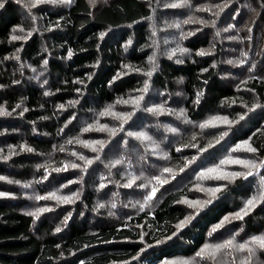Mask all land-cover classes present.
Listing matches in <instances>:
<instances>
[{"label":"trees","instance_id":"obj_1","mask_svg":"<svg viewBox=\"0 0 264 264\" xmlns=\"http://www.w3.org/2000/svg\"><path fill=\"white\" fill-rule=\"evenodd\" d=\"M27 2L5 0L0 8V105L10 113L0 115V154L8 155L9 145L16 146V155L0 160V176L21 181L16 184L0 180V191L13 194L0 197V264H161L165 259L195 258L204 243L219 242L232 235L242 242L264 233V202L242 220L230 217L229 222L212 232L225 216L238 211L257 192L264 168L231 182L198 181L196 177L202 166L218 163L229 154L241 159L264 158V0H232L219 16L214 15L218 9L212 6H223L226 0H190L182 7H165L176 0H97L94 6L88 0H72L70 4L40 3L31 9L24 6ZM199 7L210 10L200 11ZM189 16L193 21L184 24ZM200 20L215 21V25ZM176 22H180L179 29L169 26ZM57 23L59 27H50ZM230 23L235 28L225 31ZM33 27L36 31L28 39H10L12 35H26ZM102 31L106 34L100 38ZM229 36L240 39L230 40ZM177 44L189 51H177L169 58ZM210 48L206 55L197 54ZM153 52L157 67L147 77L145 72L151 67L148 57ZM16 54L19 60L14 58ZM239 59L245 64L227 63ZM205 68L208 70L202 72ZM145 79L149 90L142 106L166 102L165 106L176 113L186 109L193 123L184 122L176 114L154 116L141 108L115 137L109 138L103 131H81L95 121L116 126L117 119L112 115L101 117L99 112L110 104L115 112L131 111L130 104L116 101L138 95L136 90L143 87ZM197 92L202 93L198 104ZM253 103L261 107L249 112L244 104L250 108ZM17 104L21 106L17 108ZM61 104L63 108L58 107ZM244 112H248L244 120L233 125L219 143L214 141L218 137L216 129L199 128V123L212 115L235 118ZM164 125L179 131H166ZM219 129L225 130L226 126L220 125ZM129 130L148 131L170 159L153 155L150 146L134 138H127L129 143L125 145ZM77 137L106 140L100 160L87 170L69 167L53 171L66 163L83 164L73 152L96 155L81 144L66 143ZM249 138L259 149L257 153L243 149L231 152L235 144ZM209 142L213 143L211 148H207ZM188 143L196 147H183ZM21 144L33 151H21ZM200 147L206 151L198 153ZM140 155L145 156L143 161ZM121 156L126 158L124 163L106 167ZM193 156L196 160L188 168L177 171L175 179L159 187L148 207L143 211L138 204L132 207L142 202L146 193L135 184L123 186L128 172L139 175L143 171L151 177L160 174L163 167H181L185 158ZM44 167L49 169L46 180L42 179ZM224 169L243 170L238 164H226ZM142 181L143 178L137 183ZM25 183L30 186L24 187ZM101 183L105 187L100 188ZM221 184L226 187L216 199L175 237L155 243L171 236L178 220L193 211L182 202L183 198L210 199L206 189ZM57 190L65 196L77 192L80 199L58 204L34 198ZM111 202H115V208ZM100 203L105 206L97 208ZM43 206H51L52 210L42 213L34 223L27 212ZM69 213L67 223H62ZM57 227L60 232L55 231ZM232 258L227 254L222 257L226 264ZM252 264H264V251L257 252Z\"/></svg>","mask_w":264,"mask_h":264},{"label":"snow or ice","instance_id":"obj_2","mask_svg":"<svg viewBox=\"0 0 264 264\" xmlns=\"http://www.w3.org/2000/svg\"><path fill=\"white\" fill-rule=\"evenodd\" d=\"M51 3V4H70L72 0H28L27 3H25V7L31 9L32 7H35L36 5L40 3ZM88 3L90 6H94L97 3V0H88ZM190 3V0H176V3L172 5H165V7L171 6V7H182L185 5H188ZM232 3V0H226V2L221 5H213L212 7H215L218 9L217 12L214 13V15L219 16L220 11H223V8L227 7L228 4ZM5 0H0V8L4 7ZM198 10L200 11H209L210 9L207 7H199ZM91 14V13H90ZM33 20L36 19V17H32ZM148 19H152L151 16L148 17ZM193 21V17L189 16L187 19L183 21L184 24L191 23ZM201 23H212L213 26L215 25V21H205V20H200ZM170 27L174 26L177 29L180 28V22H176L174 25H169ZM19 27V26H18ZM50 27H59V24H54L51 25ZM235 28L234 24H228V28L225 29L227 31L228 29ZM21 31H24L23 28L20 29ZM251 29H249L250 31ZM36 31V29L33 27L29 30H27L26 35H12L10 37L11 40H21V39H28V37L32 34V32ZM239 31V30H238ZM105 32H100L99 36L100 38H103L105 36ZM155 34V33H153ZM219 35V31L216 33ZM188 35H191V33H188ZM181 36H184V33H181ZM228 39L230 40H236L240 39V37L237 36H229ZM128 43H131V40L128 41ZM155 43V42H154ZM187 52L189 51L186 48L181 47L179 44H177L176 48L172 49L171 52L168 54L169 58L175 52ZM19 52V49H17V53ZM211 52V48L208 50H203L201 49L197 54L198 55H206ZM68 55L71 57L72 55V50H68ZM242 56H246L247 53H241ZM16 60H19L20 57L18 54L14 56ZM148 60L151 64V67L148 68V70L145 72V75L147 77H151L153 72L156 70L157 65L155 64V52H153L152 56L148 57ZM182 62V61H177ZM47 63V61H45ZM99 63V61H97ZM228 64H239L243 65L245 64V61L243 59L239 60H228ZM214 66V65H213ZM124 67L126 68H131L130 65H125ZM253 67H255V64H253ZM134 71H141L140 68H135L133 69ZM208 69H201L202 72H206ZM251 70V69H249ZM118 76L113 77V80L117 79ZM89 79H91V76H89ZM182 79V78H181ZM13 83H16V81H13ZM112 81H109V84H111ZM0 87H3V85H0ZM149 90V81L145 79L143 87L141 89L136 90L139 94L135 95L133 97H130L129 99H123V98H118L116 103L118 104H125V105H131V111H121V112H115L113 110V105H107L102 111L99 112V116H108L112 115L115 119L119 121V123L116 126L110 127L108 124H99V121H95L92 124H87L84 128L81 129L82 132H89V131H103L107 132L109 135V138L117 136L118 132H123L124 130V125L128 123L129 120H132L134 114H136L137 110L143 109V111L150 113L154 116H159L164 113H169V114H176L180 117H183L184 122L186 123H193L190 121L186 115V109L181 108L178 113L174 109L167 108L166 102L162 103H153L150 106H142V102L145 101V93H147ZM77 92H80V89H76ZM252 91H255L254 89ZM46 95L48 93H45ZM163 95V93H161ZM202 95L201 92H197L196 96V101L195 103L200 102V96ZM234 102V101H233ZM21 105L17 104V108H19ZM58 107L63 108L64 105H58ZM244 107L248 109V111H252L253 109L257 107H261L260 104L258 103H253L251 107L247 104H244ZM23 111H28L27 108H24ZM10 113L8 112L7 108L4 107V105H0V115H9ZM19 115H23V112H20ZM248 115V112L240 113L237 114L235 118H229L227 115H212L209 118L205 119L203 122L199 123V128L201 130L206 129V128H212L216 129L218 131V137H214L215 143H219L220 140H223L226 136L229 134V130L231 127L235 124H237L239 121L244 120L245 116ZM224 125L226 126L225 130H220L219 126ZM131 127V126H129ZM164 128L166 131L172 132V133H177L179 130L175 127H171L168 125H164ZM35 131V129H33ZM127 138H134L136 141H139L141 144H145L147 146H150L152 149L153 155H162L164 159H170L169 154L167 152H164L160 148V143L156 141L153 136L149 135L148 131L145 130H139V131H131L129 130L126 134L125 138V145L129 143V140ZM193 140H195V135L192 137ZM250 139H245L241 140L239 143L235 144V146L231 149L232 153L238 152L241 149L248 153H257L259 149L257 147H254L252 143H250ZM77 143L81 144L84 147L90 148L93 153L96 155L92 157L85 156L83 154H79L76 152H73L72 155L78 156V159L80 161H83V164L79 163H66L62 168H55L53 171L60 172L63 170H66L67 168L71 167L73 169H82V170H87L90 165L94 163L96 160H100V153H102L105 149L106 140H82L79 137L69 139L66 141V143ZM213 146L212 142H209L207 144V148H211ZM15 145H9V152L8 155H2L0 154V160H8L11 156L16 155L15 152ZM21 151H28L31 152L33 151L32 148H30L27 144H21L20 146ZM183 147H196L195 143H188L183 145ZM63 151V147L60 149ZM180 149L177 148V151ZM206 151L205 147H200L198 149V153H203ZM3 152V149H0V153ZM126 158L124 156H121L114 161H110L109 165H106V167H111L114 165H119L124 163V160ZM139 159L143 161L145 159L144 155H140ZM196 160V157L193 156L191 159L185 158V162L183 163V166L178 167V168H173V167H163L160 170V174L153 175L151 177H146L144 172L141 171L139 175H137L135 172H128L127 173V182L123 185L126 188L132 187L134 184L141 189L145 190V193L143 195V200L142 202L137 201L136 204H133L132 207H136L137 204L139 205V210L143 211L146 207H148L153 199V197L156 195L157 191L159 190L160 186H163L164 184L168 183L169 180L175 179L176 178V173L178 172H183L190 164H192ZM226 164H238L242 167V171H226L224 169V166ZM131 165H129L130 167ZM38 168L43 167L41 165H37ZM264 168V158H259V159H241L238 156L235 155H226L222 159L219 160L218 163H213L210 166L204 167L202 166L200 168L199 172H196V177L197 180L201 179H214V180H222V181H234L238 177H248L253 175L254 173L258 172L260 169ZM49 169L47 167H44V172L45 175L42 177V179H47V173ZM111 174V173H109ZM141 178H143V181L140 183H137V181H140ZM103 180L104 177H101ZM0 180H7L9 183H16L20 184L21 181L19 180H10L6 176H0ZM69 183H72V181H69ZM29 183H25L24 187H29ZM61 188L65 187V185H61ZM100 188L105 187L103 183L99 185ZM226 185L221 184L217 187L213 188H208L206 189L210 199L206 200H189L186 197L183 198L182 202L187 204L189 208H191L193 211L189 213V215L185 216L183 219L178 220V222L175 225V231L172 232L171 236H165L163 240H156V244H161L164 241L170 240L172 237H175L177 233L180 232L181 229L185 228L187 224L190 223V221L193 219V217L201 211L206 205L211 204L213 199H216L217 193H220ZM201 191H205V189L201 188ZM13 194L10 192L6 191H0V197H9L12 196ZM113 195H117L116 193H113ZM36 200H55L57 201L58 204H64V203H74L75 200L80 199V196L77 192H73L70 195H60L57 191H52L48 192L46 195L41 196V195H36L34 197ZM264 202V176L260 177L259 181V186L258 190L255 194H253L251 197H249L243 204V206L236 212L230 213L229 216H225L220 223L215 225L212 229V232H216L217 229L221 228L224 226L225 223L229 222L230 217L232 219H243L244 216L248 215L257 204ZM105 205L100 203L97 205V208H102ZM111 207L115 208L116 204L115 202H111ZM51 206H43V207H35L33 210L27 212V215L31 216L33 218V222L37 220L41 216L42 213H45L47 211H51ZM96 210V209H94ZM110 215H114V213L110 212ZM71 213L68 214V216L65 217L64 221L62 223L66 224L67 220L70 218ZM56 232H60L61 228L57 227L55 229ZM211 235V233H209ZM141 239L143 237L141 236ZM59 247V245H57ZM141 252L144 251L142 248L140 250ZM258 251H264V233H260L257 235H251L247 239L241 241L237 240L236 235H232L231 237L227 239H223L219 242L215 243H204L202 247L195 253V258L191 259H180V260H168L165 259L161 262V264H226V262L222 259V257L227 254L229 257H233L230 262H227V264H252L253 262V257L257 254ZM234 254H240L238 257L235 256ZM63 255V253H61ZM198 258V259H197ZM83 264V262H81Z\"/></svg>","mask_w":264,"mask_h":264}]
</instances>
